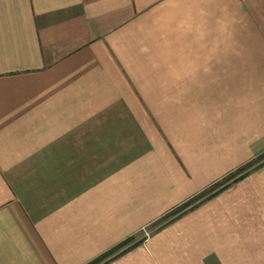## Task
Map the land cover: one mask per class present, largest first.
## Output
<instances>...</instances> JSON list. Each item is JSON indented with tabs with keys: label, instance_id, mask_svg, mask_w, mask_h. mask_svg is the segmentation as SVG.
<instances>
[{
	"label": "crops",
	"instance_id": "obj_1",
	"mask_svg": "<svg viewBox=\"0 0 264 264\" xmlns=\"http://www.w3.org/2000/svg\"><path fill=\"white\" fill-rule=\"evenodd\" d=\"M0 264H264V0H0Z\"/></svg>",
	"mask_w": 264,
	"mask_h": 264
},
{
	"label": "built area",
	"instance_id": "obj_2",
	"mask_svg": "<svg viewBox=\"0 0 264 264\" xmlns=\"http://www.w3.org/2000/svg\"><path fill=\"white\" fill-rule=\"evenodd\" d=\"M149 233H145V237H148Z\"/></svg>",
	"mask_w": 264,
	"mask_h": 264
},
{
	"label": "rangeland",
	"instance_id": "obj_3",
	"mask_svg": "<svg viewBox=\"0 0 264 264\" xmlns=\"http://www.w3.org/2000/svg\"><path fill=\"white\" fill-rule=\"evenodd\" d=\"M145 235V234H144Z\"/></svg>",
	"mask_w": 264,
	"mask_h": 264
}]
</instances>
